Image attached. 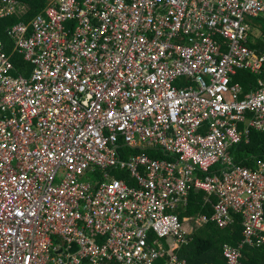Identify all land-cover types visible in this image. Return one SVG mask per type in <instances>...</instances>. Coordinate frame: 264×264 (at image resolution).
<instances>
[{
  "label": "built area",
  "instance_id": "1",
  "mask_svg": "<svg viewBox=\"0 0 264 264\" xmlns=\"http://www.w3.org/2000/svg\"><path fill=\"white\" fill-rule=\"evenodd\" d=\"M27 9L0 0V18ZM260 17L264 0H48L13 25L11 52L0 39V264H187L174 247L232 213L243 239L223 246L227 264L263 246L264 162L229 154L264 132V79L247 94L232 81L264 74L248 45ZM193 190L216 198L213 214L181 221Z\"/></svg>",
  "mask_w": 264,
  "mask_h": 264
},
{
  "label": "trees",
  "instance_id": "2",
  "mask_svg": "<svg viewBox=\"0 0 264 264\" xmlns=\"http://www.w3.org/2000/svg\"><path fill=\"white\" fill-rule=\"evenodd\" d=\"M28 5L27 13L24 16L7 15L0 18V39L7 43V50L11 52L14 48V41L9 35V29L18 22H30L33 17L41 12L47 5L48 0H23ZM258 19V18H257ZM250 47H253L250 45ZM15 63L17 69L21 73L29 74L32 65L26 61L23 55L16 53ZM259 79H264V74L255 75L246 70H238L233 75V83H239L243 87L245 94L259 87ZM120 151L124 153L139 154L141 150H129V148L121 147ZM143 153L152 158L172 160L174 157L164 154L160 151L146 150ZM233 162L237 165L254 169L259 162H264V132L251 130L248 141H242L229 149ZM120 172V171H119ZM128 175V172L122 171L118 175ZM205 192L191 191L188 195V203L185 207L180 206L175 213L182 221L184 218L197 217L206 215L208 218L213 214V206L216 198H211L210 202L205 199ZM233 223L225 228H220L213 222H208L199 228L190 230L188 243L185 246H175L172 254L176 255L179 260L185 261L187 264H227L223 254V246L230 244L238 247L243 239V229L241 216L239 213H232ZM190 229V228H189ZM243 253V264H264V245L260 247H245L241 249ZM156 264H165L162 259Z\"/></svg>",
  "mask_w": 264,
  "mask_h": 264
},
{
  "label": "crops",
  "instance_id": "3",
  "mask_svg": "<svg viewBox=\"0 0 264 264\" xmlns=\"http://www.w3.org/2000/svg\"><path fill=\"white\" fill-rule=\"evenodd\" d=\"M252 22V30L250 32V40L248 45H252L253 47L251 48H257V49H264V43L262 42L261 38L259 35L261 33H264V20L262 17L258 19H254L251 21ZM176 86H182L183 84L181 82L175 83ZM242 126V125H241Z\"/></svg>",
  "mask_w": 264,
  "mask_h": 264
},
{
  "label": "rangeland",
  "instance_id": "4",
  "mask_svg": "<svg viewBox=\"0 0 264 264\" xmlns=\"http://www.w3.org/2000/svg\"><path fill=\"white\" fill-rule=\"evenodd\" d=\"M264 24V23H263ZM115 174H116V176L119 178H122V177H128V175H124V174H122V176H120V175H118L119 174V171H116L115 172Z\"/></svg>",
  "mask_w": 264,
  "mask_h": 264
}]
</instances>
